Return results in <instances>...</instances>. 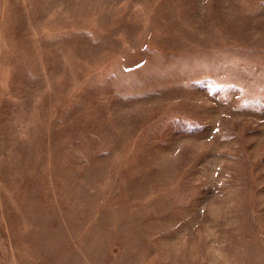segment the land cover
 <instances>
[{
    "label": "rangeland",
    "instance_id": "obj_1",
    "mask_svg": "<svg viewBox=\"0 0 264 264\" xmlns=\"http://www.w3.org/2000/svg\"><path fill=\"white\" fill-rule=\"evenodd\" d=\"M0 264H264V0H0Z\"/></svg>",
    "mask_w": 264,
    "mask_h": 264
}]
</instances>
